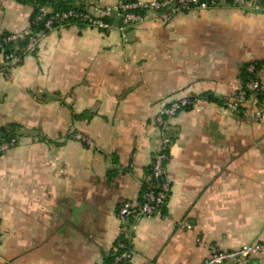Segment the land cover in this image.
Masks as SVG:
<instances>
[{
	"label": "crops",
	"instance_id": "obj_1",
	"mask_svg": "<svg viewBox=\"0 0 264 264\" xmlns=\"http://www.w3.org/2000/svg\"><path fill=\"white\" fill-rule=\"evenodd\" d=\"M33 14L0 0V33L28 34ZM115 19L54 28L0 71V138L16 139L0 156V264H103L121 236L127 264H202L264 236V101L230 106L250 63L264 92V3ZM186 91L197 99L167 131L166 211L124 223L161 143L154 119ZM242 264H264V251Z\"/></svg>",
	"mask_w": 264,
	"mask_h": 264
},
{
	"label": "built area",
	"instance_id": "obj_2",
	"mask_svg": "<svg viewBox=\"0 0 264 264\" xmlns=\"http://www.w3.org/2000/svg\"><path fill=\"white\" fill-rule=\"evenodd\" d=\"M230 4L238 6H253L257 9L260 6L251 0H229ZM228 0H151L148 2L139 1H121L116 6H105L97 8L96 11L85 9L84 11H75L73 9L57 12L52 14L46 22V27L49 30L54 29L53 25L58 22L60 27L66 25L70 19H75L82 22L86 27L96 28L102 31H109L118 24L115 17H120L126 23H133L142 20L145 15L137 14L133 10L141 9L148 12H154L163 23L169 21L178 13L188 12L197 8H210L221 5ZM33 8L39 7L38 3L32 4ZM40 11L35 17L34 23L40 22L44 16L51 12L50 7H40ZM30 32V30H29ZM44 33L32 35L28 45L22 53L12 52L9 54L0 53V71H7L13 67L20 65L24 60V55L34 53L37 50L39 38ZM24 35L12 34L6 41H16ZM1 47V43H0ZM248 80L245 86L241 87L231 101V108L235 111L247 107L253 103L259 106L258 94L263 92L261 81L258 77V71L254 64H250L247 68ZM197 99L190 92H185L181 97L172 101L169 105L162 106L155 119L154 125L161 137V143L158 150L155 152L152 163L151 172L145 181V190L141 195L140 200H126L122 203L118 216L127 223L130 220L138 221L144 217H150L161 214L163 206H165L171 195V181L167 176V163L170 159V147L172 140L169 138L167 131L171 121L181 112L190 108ZM255 119H261L263 116L261 108H257L252 114ZM16 140L12 138L10 141L3 140L0 142V156L14 147ZM117 249H122V252L117 255L112 264H118L120 261H131L132 250L125 249L124 242L117 239ZM264 251V236L261 240L244 245L232 251H214L202 264H222L234 263L242 264L243 261L250 258L252 255Z\"/></svg>",
	"mask_w": 264,
	"mask_h": 264
},
{
	"label": "trees",
	"instance_id": "obj_3",
	"mask_svg": "<svg viewBox=\"0 0 264 264\" xmlns=\"http://www.w3.org/2000/svg\"><path fill=\"white\" fill-rule=\"evenodd\" d=\"M22 3H28L30 5H32L33 3H38L39 7L35 8L34 7V14L32 17V23H31V27H30V32L26 35H24L23 37H20L18 40L16 41H6V39H8L12 33L9 32H2L0 33V43H1V47H0V53H4V54H9L12 52H17V53H22V51L24 50V48L28 45L30 37L32 35H36L39 33H47L50 30L47 29L46 22L48 21V19L50 18V16L52 14H55L57 12H64V11H68V10H75V11H84L85 7L82 4H79L76 0H19ZM124 1H136V0H124ZM229 1V0H228ZM254 1L255 3H257L260 7L261 5L264 3V0H251ZM229 3H231V1H229ZM50 7L51 8V12L46 14L44 16V18L38 22V23H34L35 17L37 16V14L40 11V7ZM135 13L137 14H142L145 15L146 12L141 10V9H136L133 10ZM71 25H79V26H83L86 27L82 22H79L75 19H70L67 21L65 26H71ZM54 28H58L60 27L58 22H55L53 25ZM23 56L25 57L26 54ZM250 64H254L256 66L257 71L259 72L260 70V65L259 64H255V63H250ZM248 64L245 69L243 70V77L245 78V84L248 80V71L247 68L250 65ZM245 84L243 86H245ZM259 103H262L264 101V92H262L261 94H258L257 96ZM11 138V134L8 132H5L4 136L2 138H0V142L3 140H7L10 141ZM15 139V137H14ZM16 140V139H15ZM151 172V166L149 167V173ZM145 190V184L143 186V191ZM142 195V194H141ZM166 211V205L163 206L161 214H164ZM119 239H121L122 242H124L125 244V249H131V244L130 241H128V239L124 238L123 236L119 237ZM117 242H115V245L113 247V249L111 250V252L109 253L108 256L105 257L104 263L103 264H112L117 255L120 254L122 252V249H117ZM127 261H120L118 264H127Z\"/></svg>",
	"mask_w": 264,
	"mask_h": 264
}]
</instances>
